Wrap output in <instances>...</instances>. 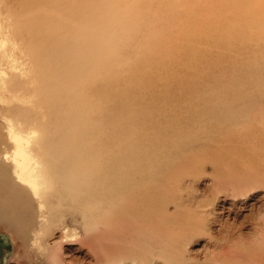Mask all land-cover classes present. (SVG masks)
Masks as SVG:
<instances>
[{
    "label": "rangeland",
    "instance_id": "1",
    "mask_svg": "<svg viewBox=\"0 0 264 264\" xmlns=\"http://www.w3.org/2000/svg\"><path fill=\"white\" fill-rule=\"evenodd\" d=\"M55 1L52 2L54 10L59 7L63 13L73 11L72 0L67 3L66 0ZM76 1L83 5V12L88 6L100 11L103 19L99 15L91 17L98 29L107 35L101 37L100 54H114L108 60L118 54L115 66L122 69L116 83L104 81L95 96L87 92V109L94 112L100 96L112 89L142 91L145 69L160 67L158 75L161 78L155 85V96L163 95L165 103H160L162 114L150 113V118L157 123L145 128L152 135L148 140L150 144L146 143L142 148H148L151 153L153 166L150 172L163 181L157 199L158 210H155L163 216L155 213L153 207L152 210L145 208L147 212L144 208H134L129 212L117 209L113 213L100 214L98 204L93 208L84 192L75 195L68 193L70 190L52 188L43 193L45 206L42 212L35 203L40 235L37 241L34 242L35 233L31 232L29 241L22 248L12 230L0 225V264H166L162 256L166 253L161 252H167L173 245L181 250L177 258L189 264H264V107H260L257 99V118L253 117L250 104L255 87L239 92L238 102H231V99L227 102L220 91L218 96L211 95L209 105L213 109L199 119L191 100L197 59L190 48L192 43L187 42L190 39L195 43L211 41L210 46L203 48V54L217 57L215 44L228 35L240 37L239 29L226 28L225 33L217 35L211 34L210 29L231 23L234 11L242 12L249 7H257L260 15L254 19L258 21L264 14V0H257V3L255 0ZM232 5L236 8L232 9ZM86 14L88 16L90 12ZM0 22L4 28L3 21ZM207 26L210 33L205 31ZM183 36L189 40L184 41ZM124 38L130 43L122 44ZM11 43L8 40L7 46L0 48V57ZM23 51L28 53L30 49ZM18 52L13 64L16 67L4 63L1 75L7 76L10 71L18 72L27 66L30 69L28 55L25 57L21 50ZM253 52H257V68L264 74V46L251 41L249 48L242 47L245 57H250ZM166 54L171 55L166 61L175 62L170 65H165L166 61L160 63L158 57H167ZM51 57L42 56L44 60H53ZM220 65L226 66V61ZM34 66L32 77L36 78L37 72L41 76L42 72ZM131 74L135 76L134 81ZM127 79L132 85L127 84ZM224 81L220 88L225 87L227 80ZM33 84L37 85V82ZM102 104L109 105L112 101ZM200 106L205 108L203 104ZM166 111L167 115L164 114ZM183 137L190 138L183 149H177L175 142L179 145ZM156 139L161 146L156 145ZM198 147V156L191 157ZM183 153L190 154L186 164L188 171H185L186 167H179L183 163L180 157ZM185 212L203 223L204 228H181V217Z\"/></svg>",
    "mask_w": 264,
    "mask_h": 264
},
{
    "label": "bare ground",
    "instance_id": "2",
    "mask_svg": "<svg viewBox=\"0 0 264 264\" xmlns=\"http://www.w3.org/2000/svg\"><path fill=\"white\" fill-rule=\"evenodd\" d=\"M52 2L54 0H0V21L5 26L0 25V48H5L8 40L12 41V46L3 50L0 57V225L12 230L22 248L29 241L31 232L35 233L34 242L40 238L35 210L42 212L45 206L43 193L49 189H66L75 195L84 192L93 208L98 204L100 214L113 213L117 209L122 212L134 208L152 210L151 207L155 212L163 182L150 172L153 159L148 148H142L146 143L150 144L148 140L152 135L145 128L157 123L149 115L151 112L162 114L159 107L165 101L163 95L155 96V85L161 78L158 75L160 67H147L145 63L147 68L143 76L146 78L142 91L112 89L100 96L94 112L87 109V92L95 96L101 83L119 80L118 72L122 69L115 66L118 54L109 60L107 58L114 54H100L101 37L107 35L91 19L93 15L103 19L100 11L88 6L83 12V5L72 0L73 11L63 13L58 5L54 10ZM235 8L236 5H232V9ZM87 12L90 15L87 16ZM258 14L257 7L234 11L232 22L222 26L224 32L220 27L210 29L213 35L225 33L226 28L239 29L240 37L228 35L215 44L217 57L203 54V48L210 46L211 41L195 43L183 36L184 41L192 43L190 48L197 59L191 100L199 119L213 109L209 105L211 95L218 96L220 91L227 102V99L238 102L239 92L255 87L250 104L253 117L257 118V99L260 107H264V74L257 68V52L250 57L242 54V47L249 48L251 41L264 46V14L257 21L254 17ZM205 31L210 33L209 26ZM121 43L129 44L130 41L124 38ZM232 46L238 48L234 50ZM24 48H29L30 52H22ZM19 49L24 56L28 55L30 69L27 66L18 72L12 70L7 76L1 75L4 63L14 64ZM45 55H51L53 60H44L42 56ZM170 56H159L158 60L165 62ZM223 61H226L224 67L220 65ZM174 62L166 61L165 65ZM33 66L42 72L41 76L37 72L36 78L32 77ZM131 78L135 76L131 74ZM224 80H227L226 85L220 88ZM127 84L132 85L128 79ZM211 90L213 92L209 93ZM107 100L112 104L103 105ZM157 137L162 138L160 134ZM189 138H180L175 147L183 149ZM156 140V145L161 146ZM121 142L124 144L120 145ZM199 149L191 157L198 156ZM180 157L183 163L179 167H186L185 171H188L186 164L190 154L183 153ZM125 201L128 202L126 205L123 204ZM163 208L160 209L165 210ZM148 214L151 213L148 211ZM205 214L209 215L208 212ZM181 219V228H204L203 223L191 218L189 212L183 213ZM176 248L173 245L167 252H161L166 253L162 255L165 263L189 264L177 258L181 250Z\"/></svg>",
    "mask_w": 264,
    "mask_h": 264
}]
</instances>
